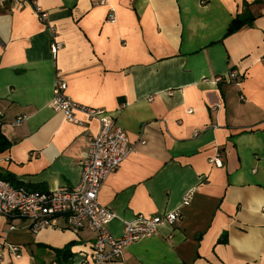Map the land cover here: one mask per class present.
Instances as JSON below:
<instances>
[{
    "label": "crops",
    "instance_id": "crops-1",
    "mask_svg": "<svg viewBox=\"0 0 264 264\" xmlns=\"http://www.w3.org/2000/svg\"><path fill=\"white\" fill-rule=\"evenodd\" d=\"M37 3L45 19L29 2L0 4V131L10 142L0 173L40 191L78 182L97 121L50 107L59 76L67 96L111 113L132 144L98 194L117 215L109 231L138 213H181L103 264H264V0ZM245 3L252 23L227 34ZM29 223L0 216V264H58L51 248L69 242L70 264H85L92 232L63 217L37 233Z\"/></svg>",
    "mask_w": 264,
    "mask_h": 264
},
{
    "label": "built area",
    "instance_id": "built-area-1",
    "mask_svg": "<svg viewBox=\"0 0 264 264\" xmlns=\"http://www.w3.org/2000/svg\"><path fill=\"white\" fill-rule=\"evenodd\" d=\"M5 2H29L36 8L41 19L46 18V12L41 10L37 0H0V4ZM50 29L53 34L50 52L56 56L61 42L57 39L55 27ZM230 77L235 78V71ZM65 90V80L57 76L49 103L53 110L61 112L65 120L72 123L83 122L77 113L83 114L87 120L97 121V130L89 134L86 151L79 161L78 182L71 187L40 191L14 185L0 177V216L28 219L29 229L33 233L56 227L58 218L63 217L70 229H87L93 233L90 250L83 253L85 264H103L120 259L124 248L134 241L155 234L161 226H172L181 213L179 207L158 214L138 213L130 219L122 220L123 227L118 236L109 231L108 225L117 215L100 203L98 194L108 175L130 154L132 144L111 113L103 108L77 102L67 96ZM21 120L22 117H18L15 124H20ZM211 161L215 166H222L217 156ZM192 194L193 190L185 192L180 205L189 204ZM9 248L12 253L18 250L16 246Z\"/></svg>",
    "mask_w": 264,
    "mask_h": 264
},
{
    "label": "trees",
    "instance_id": "trees-1",
    "mask_svg": "<svg viewBox=\"0 0 264 264\" xmlns=\"http://www.w3.org/2000/svg\"><path fill=\"white\" fill-rule=\"evenodd\" d=\"M248 4H244V9L241 13H238L230 22L228 28H227V34H231L235 31H237L240 27H242L245 24L252 23L254 16H252L248 11ZM10 142L7 140V138L1 133L0 131V152H3L7 148H9ZM0 177L10 181L12 184H15L13 181V177L11 173H0ZM18 185V184H15ZM224 236L219 237L218 240H222ZM73 242H69L65 244L63 247L60 248H51L54 252L55 261L58 264H70V260L73 256V254L70 251V247L72 246Z\"/></svg>",
    "mask_w": 264,
    "mask_h": 264
}]
</instances>
